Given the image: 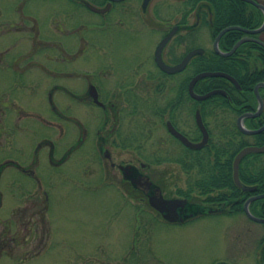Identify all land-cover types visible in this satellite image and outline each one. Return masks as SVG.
Returning a JSON list of instances; mask_svg holds the SVG:
<instances>
[{
  "label": "flooded vegetation",
  "instance_id": "af4514ba",
  "mask_svg": "<svg viewBox=\"0 0 264 264\" xmlns=\"http://www.w3.org/2000/svg\"><path fill=\"white\" fill-rule=\"evenodd\" d=\"M180 1L185 5L186 0ZM172 9L169 0H0V185L6 173L5 188L12 199L5 228L0 233V256L8 247L7 234L17 223L14 220L22 222L19 227L22 232H16L17 236L9 235L10 239L17 241L18 235L22 239L28 236L31 229L30 222L26 221L29 202L32 216L36 213L44 220L52 190L59 178L67 175L62 169L77 158L79 150L89 145L93 146L87 156L98 152L104 159L106 182L122 187L130 199L151 208L135 212L140 225L141 216L150 219L151 228L157 220L186 226L198 219L234 217L241 213L254 221L245 211V203L261 193H252L257 190L256 185L242 181L247 186H256L254 191H245L237 185L234 176L237 155L233 161V178L243 192L251 193L247 198L232 194L219 199H208L197 193L192 197L181 196L177 193L178 184L173 190L168 184L174 171H181L186 176L183 186L186 187V171L205 167L203 149L215 137V131L223 135L236 127L240 129L239 119L243 114L238 115L231 108L230 113L204 115L206 99L191 96V80L201 72L190 77L189 65L197 56L205 55L213 44L210 48L205 45L203 32L209 27L204 25L207 21L198 11L194 20L189 16L184 18L183 9L182 17L173 19ZM93 14L99 19H93ZM208 21L211 22V18ZM94 24L100 29L90 33ZM111 28L129 40L128 47L132 51L126 66L119 67L97 37ZM147 32L156 34L155 44L149 52L142 53L136 50L137 41ZM171 32H174L172 37L162 49V59L167 65L176 66L191 51L203 50L175 72L164 70L157 61V50ZM263 32H245L242 38L251 36L264 41ZM157 38H160L158 42ZM83 56L90 64L87 67L80 66ZM95 60L100 65L94 68ZM200 80L202 78L194 85L198 94H201L197 91L202 87H199ZM236 86L242 88L241 84ZM255 87L257 111L260 103ZM178 91L188 93L175 97ZM259 93L263 111L258 116L243 118L242 123L248 129L257 128L249 127L247 118L264 114V86L259 88ZM159 104H164L166 111L163 124L157 123ZM149 113L153 119L152 162L141 155L140 119ZM198 113L209 137L203 146L194 148L175 135L170 125L189 141L201 143L204 131ZM43 170L48 173L47 180ZM156 188H161L166 199L186 200L185 205L178 208L176 220L167 218L168 212H159L150 206ZM5 195L0 187V210ZM242 199L243 210L236 211ZM254 201L249 205L251 212ZM135 238L136 241L137 234ZM136 249L128 260L123 256L122 264H143L141 249ZM233 257L214 258L211 264H237Z\"/></svg>",
  "mask_w": 264,
  "mask_h": 264
},
{
  "label": "rangeland",
  "instance_id": "374dc122",
  "mask_svg": "<svg viewBox=\"0 0 264 264\" xmlns=\"http://www.w3.org/2000/svg\"><path fill=\"white\" fill-rule=\"evenodd\" d=\"M260 1L264 3V0ZM169 2L173 5L172 18H181L180 9L185 5L180 0ZM92 17L99 19L94 14ZM189 17L194 20L197 16L193 12ZM98 29L94 24L90 33ZM99 35V41L107 47L118 66H126L132 51L128 47L129 40L114 28ZM155 37L154 32L142 34L136 50L149 52L154 47ZM203 37L205 45L212 47L208 28ZM101 51L104 52L103 49ZM93 54L97 56L95 50ZM85 60V56L80 58V66L90 65ZM99 65L95 60L94 68ZM92 146L79 150L76 160L62 169L67 175H62L52 190L44 220L36 213L32 216V204L29 202L26 221L30 222L31 229L28 236L22 239L18 235L17 241L10 239L9 235L17 236L16 232H22L19 231L22 222L14 220L17 223L7 234L8 247L0 256V264H122L123 256L126 255L128 260L134 248L141 249L143 264H211L214 258L223 260L230 256H234L237 264H259V241L264 234V224L249 220L243 213L234 217L211 216L186 226L157 220L152 228L149 218L144 216L140 225L135 212L141 204L130 199L122 187L106 182L102 155L98 152L86 155ZM124 158L129 156L124 155ZM42 172L47 180L48 173ZM6 175L2 176L0 185L6 193L0 210V233L5 228L6 215L12 205L5 188ZM185 178L183 172L174 171L173 178L168 180L170 189H175L176 184L184 186Z\"/></svg>",
  "mask_w": 264,
  "mask_h": 264
},
{
  "label": "trees",
  "instance_id": "16d2710c",
  "mask_svg": "<svg viewBox=\"0 0 264 264\" xmlns=\"http://www.w3.org/2000/svg\"><path fill=\"white\" fill-rule=\"evenodd\" d=\"M196 11L204 21H207L204 25L209 27L212 39H215L228 26L240 25L254 29L260 27L264 21L262 10L244 0H186L183 17L187 18ZM210 18L211 22L208 21ZM243 35L245 33L240 30L226 32L220 40V48L223 51L231 50ZM202 71L227 72L235 76L242 87L238 88L224 77H205L200 80L202 85L199 87H202L197 90L200 93H207L216 88L227 91V95L216 94L204 101V115L230 113L231 108L238 115L256 110L258 102L254 87L258 82L264 81V47L262 45L254 41L245 42L229 56H221L213 48H210L205 55L197 56L189 65L190 77L194 73ZM175 93V97H180L188 92L178 91ZM157 107V123L163 124L166 113L164 104H159ZM219 110L222 112H218ZM205 118L207 117L205 116ZM152 122L150 113L144 114L140 119L141 155L148 162H152L150 142ZM246 124L251 128L260 127L264 124V114L257 118H247ZM214 134L215 137L210 141V144L203 149L205 167L186 171L187 185L177 188L178 195L192 197L193 193H197L207 196L208 199H219L232 194L236 197L245 195L244 198H247L251 193L243 192L234 181L233 161L245 146L264 145V131L250 136L236 127L234 131H227L223 135H218L216 131ZM219 165L224 166L219 167ZM240 177L245 184L257 186V190L252 193H264V153L248 154L241 163ZM242 202L243 199L238 203L236 211L243 210ZM263 202L264 198L254 201L251 205L252 212L264 216ZM139 208L140 211L149 210L144 203ZM259 247V263L264 264V235L260 240Z\"/></svg>",
  "mask_w": 264,
  "mask_h": 264
},
{
  "label": "water",
  "instance_id": "95a60500",
  "mask_svg": "<svg viewBox=\"0 0 264 264\" xmlns=\"http://www.w3.org/2000/svg\"><path fill=\"white\" fill-rule=\"evenodd\" d=\"M245 1L256 5L258 8L262 9L263 12H264V5L263 4L257 2L256 0H245ZM232 29L242 30V31H244L246 33H250V34L260 33V32H262L264 30V22H263V24L260 27L255 28V29H247V28L241 27L239 25H231V26H228V27L224 28L219 33V35L216 37V39L214 41V49H215V51L218 54H220L222 56L232 55L242 43H244L246 41H251V40L259 42L262 46H264V41H262L260 39H257V38H253L251 36H245V37L241 38L234 45L232 50L227 51V52L222 51L220 46H219V42H220L222 36L227 31L232 30ZM173 33L174 32H171L167 37H165L163 39V41L161 42V44H160V46H159V48L157 50V61H158L159 65L161 66V68H163L164 70H166L168 72H175V71H178V70L182 69L183 67L186 66V64L188 63V61L191 59V57L193 55H195L198 52H202L203 51L202 49L193 50L184 58V60L180 64H178L176 66L167 65L162 59V49H163L164 45L167 43V41L172 37ZM208 76L225 77V78L231 80L236 85L240 86L238 80L233 75H231V74H229L227 72H223V71H203V72L197 74L191 80L190 93L195 99L204 100V99H207V98H209V97H211L212 95H215V94H219V93L220 94H224V95L227 94V92L225 90H223V89H213V90H211V91H209V92H207L205 94H197L194 91L195 83L199 79L204 78V77H208ZM262 86H264V82L258 83L257 86L255 87V90H256L258 98H259V103H260L258 110L256 112H246V113L242 114V116L239 119L240 129L243 132L248 133V134L260 133V132H262L264 130V125L261 126L258 129H248L242 123L243 118L249 117V116H258V115H260L262 113V111H263V100H262V97H261V95L259 93V88L262 87ZM198 121H199V124L201 125V127H202V129L204 131V140L201 143H193V142L189 141L185 136H183L176 129H174V127L172 125H170V129L175 135H177L183 142H185L190 147L199 148V147L203 146L208 141L209 132L207 131L205 125L203 124V121H202L200 113H198ZM253 152H255V153L264 152V145L263 146L252 145V146H247V147L243 148L237 154V156L235 158V162H234L235 181H236L237 185L240 188H242L243 190H245V191H254L256 189V186H247L241 181L240 176H239V167H240V163H241L242 159L247 154L253 153ZM148 183H151V181H149ZM260 198H264V193L258 194V195H254V196L250 197L247 200V202L245 203V211L247 212L248 216L250 218H252L253 220L264 223V218L255 216L249 209L250 203L252 201H254L256 199H260ZM150 203L155 209L159 210L160 212H164V213L168 212L167 214H165L167 218H169L171 220H176L177 219L176 217L179 215L178 208L180 206H184L185 203H186V200H184V199H171V200H168V199H166L164 197L161 188H156L155 189V194L151 196Z\"/></svg>",
  "mask_w": 264,
  "mask_h": 264
}]
</instances>
